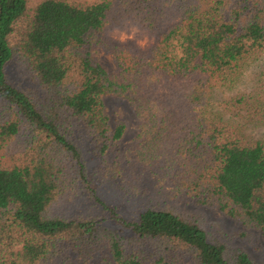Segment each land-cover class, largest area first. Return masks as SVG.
<instances>
[{
    "label": "trees",
    "instance_id": "trees-1",
    "mask_svg": "<svg viewBox=\"0 0 264 264\" xmlns=\"http://www.w3.org/2000/svg\"><path fill=\"white\" fill-rule=\"evenodd\" d=\"M127 21L154 36L148 50L107 41L108 27ZM94 44L113 45L122 83L92 59ZM263 56L264 0H0V264H47L70 250L83 264H260L170 207L133 220L103 201L102 219L51 207L80 180L96 193L73 133L80 122L111 150L127 125L111 126L104 98L120 95L140 119L133 162L156 188L216 207L264 240V132L254 134L264 128V71L250 91L214 100ZM17 57L39 93L9 80ZM104 242L111 258L97 261Z\"/></svg>",
    "mask_w": 264,
    "mask_h": 264
},
{
    "label": "rangeland",
    "instance_id": "rangeland-1",
    "mask_svg": "<svg viewBox=\"0 0 264 264\" xmlns=\"http://www.w3.org/2000/svg\"><path fill=\"white\" fill-rule=\"evenodd\" d=\"M39 1L34 0V4ZM70 1L92 3L98 0ZM132 25L134 24L130 21L110 25L106 32L107 41L111 44H122L113 39L110 33L115 28L129 30ZM145 37H147V43L143 47L138 46L133 40L123 44L143 52L148 50L154 42L152 34L140 30L137 32L138 40H143ZM113 51V45L107 47L104 44H94L91 47V57L95 62L104 66L113 80L122 83L124 78ZM263 71L264 56L249 62L236 87L216 89L215 103L218 104L223 99L227 100L242 92L250 91ZM7 74L9 80L18 87L35 92V94L39 93L40 85L35 73L26 62L18 57L7 67ZM104 102L111 126L114 127L118 121H123L127 125V130L123 138L111 147V150L102 153L101 144L97 138L80 122L76 124L73 133L74 140L81 149L90 187L96 193L90 191L81 180L77 181L71 188H67L53 204L51 214L68 219H85L94 216L102 219L105 215L109 217V213L103 210L104 206L101 204L103 201L115 208L126 219L133 220L137 219L139 214L148 207H170L185 217L199 220L204 228L214 232L221 241L234 249L246 251L254 261L264 264V240L260 230L245 226L216 207L198 205L184 194L173 196L169 186L163 187V191L156 188L148 171L140 164L136 165L133 162V151L139 148L138 134L140 132V119L133 107L126 97L120 95L105 96ZM263 132L264 128H258L254 134L258 136ZM23 140L24 137H19L11 149L22 148L25 144ZM144 250L150 253L148 247H144ZM103 256L111 258L107 242H104L102 249L96 253L95 260L98 261ZM66 262L83 264L71 250L67 251L64 256H57L54 262H47V264H65Z\"/></svg>",
    "mask_w": 264,
    "mask_h": 264
},
{
    "label": "clouds",
    "instance_id": "clouds-1",
    "mask_svg": "<svg viewBox=\"0 0 264 264\" xmlns=\"http://www.w3.org/2000/svg\"><path fill=\"white\" fill-rule=\"evenodd\" d=\"M138 31L139 29L135 25H132L129 30L115 28L110 33V35L113 39L118 40L122 44L127 43L129 40H133L138 46L143 47L147 43V37H145L143 40H138L136 38Z\"/></svg>",
    "mask_w": 264,
    "mask_h": 264
}]
</instances>
